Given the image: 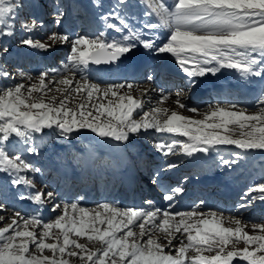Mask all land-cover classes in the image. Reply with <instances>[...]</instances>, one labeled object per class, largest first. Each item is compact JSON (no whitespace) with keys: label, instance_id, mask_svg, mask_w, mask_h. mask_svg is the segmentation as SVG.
Listing matches in <instances>:
<instances>
[{"label":"snow or ice","instance_id":"obj_1","mask_svg":"<svg viewBox=\"0 0 264 264\" xmlns=\"http://www.w3.org/2000/svg\"><path fill=\"white\" fill-rule=\"evenodd\" d=\"M126 3L127 0H118L119 5ZM147 4L150 11L145 14H154L158 23L149 22L145 28L149 31L167 29L165 41L157 44L150 37H142L129 28L119 13L112 12L103 19L119 23H107V28L118 33L127 31L126 35L109 41L103 33L94 37L79 35L73 39L67 33L53 32L49 41L71 45L65 73L55 69L42 72L38 77L39 86H26L21 82L0 87V172L11 176L13 185L34 187L33 180L21 173L26 170L39 172L40 169L21 155L10 154L5 144L13 137L28 144L35 134L45 129L58 130L64 138L89 130L100 138L125 143L131 136L148 130L186 138L173 139L171 143L155 142V149L165 156L175 154L177 147L187 156L207 153L216 145L264 150V92L251 111L238 109L237 105H216L209 106L204 119H191L176 111L169 114L167 109L155 106L141 114L142 101L120 94L125 87L132 89V84L102 87L83 75L90 64L118 62L137 46H142L156 54L173 56L192 87L196 84L195 78L216 75L221 69L235 70L245 78L264 77V0H173L170 6L165 0H147ZM19 7L20 4L13 0H0V36L13 35L10 20ZM63 17L64 12L57 10L55 23L59 25ZM37 26L34 18L30 23L22 21L20 24L22 30L29 32ZM20 43L42 50L52 46L31 38L22 39ZM2 51L7 53L8 49ZM77 73H80L79 80H76ZM50 76L49 83L65 86L58 89L64 93L58 101L55 96L51 101L44 99L51 90L45 84ZM0 77L14 79L3 69H0ZM77 94L86 102L69 107ZM109 96L112 99H107ZM167 99L168 94H162L160 103ZM176 103L180 108H187L179 99ZM188 110L198 112L195 108ZM134 115H140V119H135ZM229 125L238 127V138H234L236 127ZM27 151L35 153L37 149L29 146ZM221 162L231 167L237 160L221 158ZM177 166L169 163L166 169ZM152 182L160 184L166 193L171 192L164 196L170 204L176 193L183 192L180 187L168 189L163 185L159 172L153 175ZM257 191L259 197L253 195L249 204L257 198L264 201V182L250 188L249 194ZM20 198L43 204L45 200L54 202L56 193L42 189ZM147 203L151 205V201ZM4 207L0 204V210ZM198 207L187 212H172L160 208H121L102 202L88 209L79 202H72L64 204L62 211L47 222L37 216L25 217L15 212L11 223L0 227V264H70L66 257L77 258L83 264H233L237 257L246 264H264V222H251L254 234H249L245 230L248 222H242L237 216L225 218L223 213L218 215L215 211L205 214L197 211ZM58 209L61 205L53 203L52 211ZM225 219L235 227L224 226ZM2 220L4 217L0 216ZM156 232L163 236H156ZM185 234L187 242L182 238ZM73 237L87 238L91 243H99L100 247L92 250ZM241 243L244 246L237 247ZM45 250L51 255H45ZM190 251L195 254L189 255ZM206 252L210 254L205 255Z\"/></svg>","mask_w":264,"mask_h":264},{"label":"rangeland","instance_id":"obj_2","mask_svg":"<svg viewBox=\"0 0 264 264\" xmlns=\"http://www.w3.org/2000/svg\"><path fill=\"white\" fill-rule=\"evenodd\" d=\"M95 1L97 2L96 5L101 7L106 12L105 13L103 11H97L98 15L105 13L104 15L108 16L109 13L117 12L121 16V18L124 19L127 25L135 24V22L141 24H147L149 21L152 23L157 22L156 21L157 19L154 14L153 15L145 14L149 12L146 4L147 0H127V3L125 5H119L118 0H95ZM13 2H18L20 4V7L16 10L15 15L10 20V23L13 24V35L0 36V69H3L4 71H8L9 73H11L14 79L0 77V87L5 85H12L14 83H21V82L24 83L26 86H30L32 84H36L37 86H39L38 77L40 73L48 72L53 69H55L58 73H65L64 65L67 63V58L71 51V45L68 43H61L59 41H56L55 43L49 41L48 37L51 35V33L53 32L67 33L73 39L79 35L94 37V36H98L100 33H104L103 31H100L98 29L95 30L94 26L89 23L88 18L85 17L84 19L83 16L80 17V14L84 15L83 13H81L83 12L84 7L78 0H13ZM39 3L41 4L39 5ZM42 3L46 5V14L45 16L43 14L44 17L42 16L43 18L39 19L41 18L42 12L45 11V5H43ZM101 8H97V9L101 10ZM57 10L64 12V17L62 18L61 23L59 25L55 23ZM39 11H40V15H39ZM36 14L38 15V18L35 17L37 16ZM103 17L104 16H102L101 19H103ZM33 18L36 19L38 26L31 32L22 30L20 27L21 22L27 21L30 23ZM96 25L101 26L100 23L97 22ZM112 34L117 39H120L119 35L121 33H117V32L113 33V30L110 31V33L108 32V35L106 36L109 38V35ZM113 36H111L110 39H112ZM26 38H31L34 41H40L52 45V47L54 48H50V47L48 48L50 52H52L53 50L54 51L60 50V52H57L54 55V58L52 60L53 64H49V61H46V59H44L42 56L37 54L35 52L36 51L35 48L22 45L20 41ZM161 39L160 41L163 42L165 41L166 38L164 36H161ZM3 48H7L8 52L4 53L2 51ZM51 49L53 50L51 51ZM132 53L133 54L142 53L139 54L141 58H144V62L142 63L141 66L147 63L148 59L150 58V56L147 55L148 53H146L144 49L141 50L140 46H137L132 51ZM154 56H157V54L155 52H152V57H151L152 59L150 58L148 64L143 69L144 75L141 76V78H139L140 79L139 82L125 81L120 79H118V82L115 83L112 81H107L104 80L105 77L102 76L98 77L101 74H95L94 71L91 70L89 66L84 71L83 75L88 77L92 83L100 84L102 87L106 86L107 84H117V83L125 84V85L129 83L132 84L133 85L132 89H128L127 87H125L124 89L120 90V94L132 95L133 97L141 98L143 101L142 102L143 109L140 110L141 114L142 111H150L151 108L155 106V107H161L167 109L169 114L172 111H176L180 115H183L191 119H204L205 114L209 110V106H216V105H221V106L237 105L238 109L247 108L249 109V111H251L252 109L255 108L257 99L260 96V94L264 92V77H262L261 80H259L261 77L255 78V76H253L252 79L250 78V76L245 78L242 77L240 73H238L235 70L221 69V71L215 75L216 86H220L222 88L220 84L223 85L224 91L219 95L221 97L210 95L209 97L206 98H201V97H199V99L190 98L189 96L190 85H186L185 80L174 78L173 72L172 73L161 72L160 65L163 63V61L167 58L170 59V60L167 59V61L170 62L176 61L175 58L167 53L158 54L157 58H153ZM119 63L125 64L122 62ZM21 74H23V76ZM29 76L32 77L33 79L28 80L27 77ZM148 77H151L152 79L149 80ZM110 78H115V77L110 76ZM51 79L52 77L50 76L45 80V84L51 90L47 92V95H45L44 99L46 101H51V98L55 96L58 101L64 95V93H62L58 89L64 88L65 86L56 83H49ZM56 79H60V76H56ZM79 79H80V73H77L76 80ZM198 79L200 81L199 77ZM198 79L196 80L197 81L196 84L199 83ZM247 83L248 85L253 84L254 88L256 89L253 92H250L245 86ZM187 84L190 83H188L187 81ZM231 84L234 85L231 86ZM212 90H218V89H212ZM177 93H179V96H177ZM223 93H230V94L224 95ZM162 94H168V99L164 100L163 103H160V98ZM107 99H112V97L109 96ZM177 99H179L180 102L187 105V108H180L176 103ZM232 99H234V101ZM81 102H86V100H83L81 95L77 94L69 104V107L75 108ZM93 102H95V100ZM103 102L106 103L107 100H103ZM190 108H195L198 110V112L189 111L188 109ZM134 118L140 119V115H134ZM229 127L233 128L236 126L229 125ZM96 137L98 136L96 135ZM96 137L94 139L95 141L94 144L97 145L99 150L108 151L109 153L118 156V158H120L124 162L133 161V160L135 161V157H136V155L126 150L125 147H127V144L129 145L134 144V142H137L138 139H141L144 142V145H146L144 146V154L148 156V158H150L149 160H151V162L147 167V169H150L149 171L138 169L140 171L138 177L140 176V180L143 181L142 176L144 177L147 176L146 175L147 173L151 181L150 183H146V184L148 185V187L154 188V191L158 193L160 199L161 197L164 198L166 194H171L170 191L167 193L164 191L163 194L159 192L161 187L157 186L152 182L153 175L159 172L162 177V181H166V179H168L169 177L171 170L172 171L181 170L183 168L186 162L185 160L186 158L185 156L182 157L183 152L180 151L179 147L176 148L175 154L172 155L169 154L165 156V159L159 160L156 159L155 157L153 158L154 151L156 150L154 144L155 142H160V141L171 143L173 139L186 140L185 137L166 135L165 133H158L154 130H149V132L144 134L133 135L130 137L129 142L126 143L117 142L111 139L105 140V138L101 139L100 137L96 139ZM238 137H239V129L238 127H236L234 138H238ZM81 145H83V143L80 141L79 138L73 137L71 135H69L67 138L61 137L59 135L58 130L55 129H45L43 133L35 134L33 140L30 141L28 144H26L21 138H16V137L11 138L10 142L5 144V147L10 154L21 155L25 160L30 162L35 168L40 169V171L31 172L26 170L25 172L21 173V175H26L27 177L33 180L34 187L25 186V185H13L11 183L12 177L6 172H0V204H3L5 206L3 210H0V216L4 217V220L0 221V227H5L7 224L11 223V218L14 216L15 212H20L25 217L44 216L42 220L47 222L53 220L56 217V215L60 211H62L63 205L66 203L79 202L81 206H84L88 209H94L96 205L102 202L113 203L114 201L118 200L117 199L119 197L118 192H113L111 190H108L107 192V184H105V181L110 179L107 175L106 178L101 180L102 182L101 185L100 183H98L97 178H94L92 175H89L88 177L92 179V182H90L91 180L86 179V181L85 180L83 182L80 181L76 187L71 186L69 184L70 181L66 183L65 181L63 182L62 178H60L61 175L66 170L76 174H81L82 172L85 171L86 164L88 162L86 153L88 152L90 145H85V144H84L85 146L84 145L81 146ZM29 146L36 147L37 151L35 153H29L27 151V148ZM222 146H220V148L215 149V151L217 150L215 154L218 155V161L220 162V164L215 166V163H212V169L215 172H217V170L220 169V171L224 172V174L227 173L225 172V170H229L227 176H225L222 183H227L234 186L243 185L244 189L242 188L241 193L235 199L234 203L229 202L224 204L221 200H219L218 196H216L213 193H209L210 191L205 190V193H203L202 191L199 194V196H196L195 199L193 197L190 202L187 201L184 202L182 199L178 198V196L175 194V198L171 202V204L166 199H162L157 203L156 207H150V209L160 208L162 210L167 209L172 212H187L199 206L197 208V211H202L205 214H208L210 211H215L217 212L218 215L220 213H223V216L225 218L229 216H237L242 220V222H248V227L245 228V230L249 231V234H254L251 231V227H250L251 222H258V223L264 222V213L261 212L259 205L256 202L258 198L252 200L250 204L248 203V201L251 200V197L253 195L258 197V195H255L258 191L253 192L254 194L253 193L249 194V189L259 183L264 182V150L257 151V154H260V152L262 151L261 155H253V154H248V152H244L242 150H238L235 148L234 149L227 148L230 147L228 145H225L223 148H221ZM212 149L214 150V148ZM237 153L240 154L239 157H237L236 155ZM92 154L93 157L96 155L93 152ZM79 158L84 161V164L82 163V161H80ZM221 158L228 160L236 159L237 162L233 164L231 167H228L222 164ZM104 160L105 162L104 163H102L103 161L100 162L99 164H97L96 168H93L92 164L90 165V168H92L93 173L104 172L108 174L112 172L113 160L109 159L108 156H106ZM74 161H76L80 165L83 164V166L79 168V166H77L74 163ZM169 163H175L178 166L171 169H166V165ZM46 167H48L47 170ZM208 171L210 170H207L206 168H202V172L200 173V175H195V176L208 177L210 175V172ZM54 172H56L60 177L54 176L56 177V179L55 178L53 179L52 173ZM191 172L192 170L188 171V175L186 173H182L180 175L179 184L177 185V187L186 190L185 191L186 194L193 195L198 192L199 190L198 188L185 189L186 188L185 185H188L190 178L193 177L192 175H190ZM173 174H176V172L173 171ZM226 177H230V178H226ZM66 180H71V178ZM93 181H95V183L97 182L96 185L93 183ZM168 187H172V185L168 184ZM42 189L45 191H53L54 193H56L55 201L50 202L45 200L43 204H40L31 201L29 199L20 198L21 195L27 196L30 192H36ZM112 195L115 196L111 197ZM123 198H128L129 200L133 201L136 197L135 194L133 193L132 196L125 195ZM146 200L147 199H145L144 202H146ZM200 202H203V204H200ZM53 203L60 204L61 209H58L57 212H53L52 211ZM116 203H117L116 205L121 204L120 202H116ZM241 204H245L246 207L241 208L240 207ZM222 205L223 206L226 205V208L223 207ZM120 207L132 208L129 206H120ZM208 218L211 217L209 216ZM179 219L180 217H177V220ZM224 226L235 227V225L230 223L227 219H225L224 221ZM134 230L137 232L139 231L138 228ZM155 235L159 237L163 236V234L160 232H156ZM73 238L78 239L79 243L85 244L88 248L92 250H95L96 248L100 247L99 243H91L87 240V238H76V237ZM182 238H184L185 242H187L186 234L185 237ZM176 243H178V241ZM243 246H244L243 243L237 245V247H241V248ZM165 250L167 251L168 249L166 248ZM44 254L51 255V253L48 252L47 250H45ZM188 254L194 255L195 253L190 251ZM204 254L209 255L210 253L206 252ZM66 259L69 260L70 264H83V262L77 258L66 257ZM233 264H246V262L240 260L237 257L234 258Z\"/></svg>","mask_w":264,"mask_h":264},{"label":"bare ground","instance_id":"obj_3","mask_svg":"<svg viewBox=\"0 0 264 264\" xmlns=\"http://www.w3.org/2000/svg\"><path fill=\"white\" fill-rule=\"evenodd\" d=\"M93 1L92 0H82L81 2H82V4L85 5V8L86 9H89L90 11H92L93 17L96 18L97 15H98L97 11L95 10L96 1L95 0H93ZM41 10H43V9H41ZM40 11H39V15H40ZM43 14L44 13L42 12L41 17L43 16ZM100 20H103L102 21V25H103V29L105 30L104 31V37H105V39H107L109 41H111V40H118L115 36H113V34L112 35H109V38L106 36V35H108V32L110 33V31H112L113 29L107 28V23H110L109 21H105L104 19H100ZM137 26L138 25L133 26V29L136 30L137 33H139L140 35H142V37H150V38L154 39L157 42V44L160 42V36L162 35L161 33H166L167 32V29H165V28H157L155 30L149 31L148 29L145 28V26L142 29L141 28H137ZM146 31H148V32H146ZM113 33H116L115 30H113ZM121 34L123 35V33H121ZM121 34L119 35V38H120ZM111 36H113L112 39H110ZM50 48H54V47L50 46ZM140 48H141V50L144 49L146 51V53H148L147 55H149L150 58L152 57V51L146 50L142 46H140ZM35 50H36L35 52L37 54H39L44 59H46V61H49V64H52V60L54 58V55L57 52H60V50L54 51L53 49H51V51L53 50L52 52H50L49 50H42V49H38V48H35ZM139 54H142V53H139ZM139 54L136 53L135 54V57L133 59L126 60V61H122V63H125V62L129 61V62L125 63V64H121V63H119L121 61H118V62H114L112 65H109V66L96 65V64H90L89 66H90V69L93 70L95 74H101L100 76L105 75L106 78H110V76H112V77H115L117 80L120 79V80H125V81H135V82H139L140 81L139 78H141V76L143 74H138V73H139L140 69L144 68V66L150 60V58H149L148 59V62L145 63V64H143V66H141L142 63L144 62V58H141V56ZM139 56H140V58H139ZM157 56H158V54H157ZM157 56H154L153 58H157ZM167 59H169V58H167ZM167 59H165L163 61V63L160 65L161 66L160 67L161 68V72H164V73L165 72L166 73L175 72V73H177V75L173 76L174 78L180 79V80L183 79V80L186 81V85H190V84H187V81L189 83V78L187 77V75L185 73L182 72V70H180V68L178 67L177 62L176 61H172V60H171L172 62H170V61H167ZM199 78H200V81H199V79L197 77V79L199 81L198 84H195L194 87H192L190 85V92H189L190 98H194V99H199V97L206 98V97H208V95L219 96L220 93H222L224 91L222 84H220L222 86V88L220 86H216L215 75L207 74L204 77H199ZM250 78L252 79L253 76H250ZM255 78H257V77H255ZM261 79H262V77L259 80H261ZM233 85L234 84H231V86H233ZM245 86L247 87V89L250 92H253L256 89V88H254L253 84L248 85V83H247ZM212 89H218V90H212ZM223 94L225 95V94H230V93H223ZM134 98L137 99V100L142 101L141 98H137V97H134ZM232 100L234 101V99H232ZM148 132H149V130H148ZM143 133H145V132H142L141 134H143ZM165 134L166 135H171V136L173 135V134H167V133H165ZM95 136L96 135L93 133V137H92V139L89 142H85L84 143L81 140L80 141L83 143V145L84 144H87L88 145V144H91V143L93 144V142H95L94 141ZM174 136H178V135H174ZM97 138L98 137H96V139ZM143 146H144L143 142L140 139H138V143L134 142V144H131V145L127 144L126 149L128 151H130L132 154H136L137 155L136 158H138V157H140L142 155V148H143ZM220 146H222V145H216V146L213 147L214 150L211 148L207 152V153H209L210 161L211 162L212 161H215L217 159L218 156H215L214 155L215 152H217V150L215 151V149L216 148H220ZM224 146H222L221 148H223ZM228 146H230V147H227V148H230V149H234L235 148V149H238V150H242L244 152H248V154H253V155H261L262 154V151L261 152L259 151L260 154H257V151L259 149H255V150H243V149H239V148H237L236 146H233V145H228ZM72 148H74V147H72ZM98 151L99 150H97V149L94 148L91 152L97 154V153H99ZM99 154H102V155L101 156L99 155L100 158L97 159V162H95V163H99L100 161L104 160V159H102V157L106 156L108 153L106 151H104V152L99 153ZM155 154H156L155 155V158H159L160 160L165 159V155H163L161 152L155 150ZM204 154H206V153H194L192 156H187L184 153H182V157L185 156L186 162H185L183 168L180 171H186V170H188L190 168H194L196 165H198V166L204 165L205 167L208 168V170H210L211 168L209 166H207L206 164H203L202 162H199V161L197 162L198 158L200 156L204 155ZM110 155L114 158L115 164L118 165V168H121L120 171H123V170H125L127 168L126 172L123 173V180H125L129 175L131 176L130 172H132L133 174L135 173L136 167H134L132 164L131 165H128V166L126 164H124V163L121 164V162H120L119 159H116L115 156L112 155V154H110ZM144 162L145 161H142V164L145 165ZM218 164H220L219 161L216 163V166ZM173 171H175L176 174H177V170H173ZM173 171L171 172V175H169L168 179H166V181H168V182H165V183H169L171 185L172 184L175 185L177 182H179L178 181V175L173 174ZM225 172L228 173L229 170H225ZM227 173L224 174V172L220 171V169L217 170V172H214V170H212L211 171V176L208 179L204 180V179L200 178V179H198V180L195 181L196 183L192 184V182L194 181L193 180L194 178H192V180H191L192 182H190L189 185L192 186V187H195L196 185L202 186L203 188L200 189V190H203V191L207 187H213V188H216L217 187L218 188V183L220 181H222V179L225 178V176H227ZM173 175H175V176H173ZM54 176L57 177L58 174L53 173L52 178L53 179L54 178L56 179V177H54ZM102 177H104V175L103 174H100V178H102ZM70 178H71V180H66V179H70ZM86 179H88V178H86ZM86 179H85L84 176H77V175H74V174H67L65 176L64 181L66 183L68 181H70V182H74L72 184H78V182L80 180H86ZM162 182H164V181H162V178H161V183ZM138 183H140V182L138 181ZM138 183H137V185H138ZM156 185L157 186H160V184H156ZM229 185H227V187H225V189H223V190H221L219 192H215V195H219L221 197V199H223V200L226 201V203L231 202V201H234V199L239 196V194L241 193L242 188H243V185H241V186H234V185H231V184H229ZM166 186L168 187V185H166ZM170 188L171 187H168V189H170ZM161 189H162L161 190V193H163L165 191V188H161ZM127 191H128V189H126V193H127ZM138 193L141 196H139V198H137V202H136V206L138 207L137 209H139V208L148 209L150 207H155V206H157L156 204L160 200V199H158V195H155L153 192H151L150 190H147V189L144 190V191L143 190H140ZM176 194H179L180 196H182L184 194V191L182 193H176ZM255 195H258V197H259V192H257ZM141 197H143V198L146 197V198H149V199L146 201V203H144L140 199ZM148 201H151V205H149L147 203ZM185 201H186V199H185ZM118 202L121 203L120 205H124V206H127L128 204L129 205H132V203L130 204L129 203L130 201L128 202V200H126V199L124 201L123 200H120ZM256 202L259 205V208H260L261 212L264 213V201H262L260 199H257ZM200 204H203V203H200ZM120 205H118V206H120ZM32 206H34V205H32ZM177 217H176V220H177Z\"/></svg>","mask_w":264,"mask_h":264},{"label":"water","instance_id":"obj_4","mask_svg":"<svg viewBox=\"0 0 264 264\" xmlns=\"http://www.w3.org/2000/svg\"><path fill=\"white\" fill-rule=\"evenodd\" d=\"M124 57H122L121 59H124ZM73 135H77V136H80L82 137L83 139H88L90 137V132L86 131V130H81L79 132H74L72 133Z\"/></svg>","mask_w":264,"mask_h":264}]
</instances>
